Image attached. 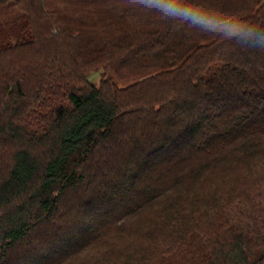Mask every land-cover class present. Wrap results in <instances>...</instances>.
Segmentation results:
<instances>
[{
	"label": "trees",
	"instance_id": "trees-1",
	"mask_svg": "<svg viewBox=\"0 0 264 264\" xmlns=\"http://www.w3.org/2000/svg\"><path fill=\"white\" fill-rule=\"evenodd\" d=\"M263 191L264 52L127 0H0V264H264L232 212Z\"/></svg>",
	"mask_w": 264,
	"mask_h": 264
},
{
	"label": "clouds",
	"instance_id": "clouds-1",
	"mask_svg": "<svg viewBox=\"0 0 264 264\" xmlns=\"http://www.w3.org/2000/svg\"><path fill=\"white\" fill-rule=\"evenodd\" d=\"M129 8L165 23L216 36L245 50L264 52V25L233 18L191 0H127Z\"/></svg>",
	"mask_w": 264,
	"mask_h": 264
},
{
	"label": "rangeland",
	"instance_id": "rangeland-1",
	"mask_svg": "<svg viewBox=\"0 0 264 264\" xmlns=\"http://www.w3.org/2000/svg\"><path fill=\"white\" fill-rule=\"evenodd\" d=\"M102 73H96L91 75V81L93 83L99 84L100 80L103 78ZM257 202L264 203V191L256 197ZM245 211V210H244ZM264 211V210H263ZM235 215L242 216L244 220L252 223L253 235L255 236L256 241L259 243L260 248H264V212L262 208L256 205L249 206L246 208L245 213L232 211Z\"/></svg>",
	"mask_w": 264,
	"mask_h": 264
}]
</instances>
